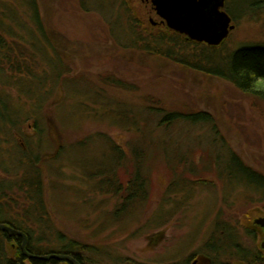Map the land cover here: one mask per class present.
<instances>
[{"label": "rangeland", "instance_id": "374dc122", "mask_svg": "<svg viewBox=\"0 0 264 264\" xmlns=\"http://www.w3.org/2000/svg\"><path fill=\"white\" fill-rule=\"evenodd\" d=\"M126 1L36 0L50 44L36 34L26 1L0 0L24 25L16 56L28 64L19 78L0 79L11 111L0 113V215L27 229L33 248L47 255L66 240L83 256H112L117 264L211 255L207 246L214 241L253 248L245 229L264 212V193L230 177L223 157L231 149L264 175V100L214 71L234 51L264 45V0H226L236 28L214 50L152 36ZM31 36L40 39V52ZM9 58L4 74L18 60ZM28 82L40 83L35 99L13 86ZM155 107L185 116L207 112L213 122L178 120L167 127ZM159 138L170 144L157 145ZM142 139L136 149L148 156V195L124 208L110 171L117 182L125 177L124 166L138 164L131 150ZM7 251L17 256L10 245Z\"/></svg>", "mask_w": 264, "mask_h": 264}, {"label": "trees", "instance_id": "16d2710c", "mask_svg": "<svg viewBox=\"0 0 264 264\" xmlns=\"http://www.w3.org/2000/svg\"><path fill=\"white\" fill-rule=\"evenodd\" d=\"M26 1L27 4L30 7V10L32 12V20L35 23L36 30L39 37L45 40L46 42H50L49 36L47 34V31L45 30V27L40 20L39 15V8L37 6L36 0H22ZM3 4L0 3V79L2 76L6 77V83H9L11 79L19 78V74H23L25 71L22 69V65H28L25 63V61L20 60L19 57H17V49H20V40L24 39L21 35L18 36V31L23 30V24L19 21H17V17H19V14L17 13V10H8L10 14L6 13L3 6ZM9 16V17H8ZM6 19H10V22H8ZM35 33H30V35L34 36ZM7 35V36H6ZM12 38L14 40L15 45L9 44V39ZM34 37H30V41H32V46L36 48L40 52V45H39V38L38 42ZM15 41H18L16 43ZM215 48H212L211 50H214ZM218 49V48H217ZM38 52V53H39ZM211 52V51H210ZM35 56H39V54L34 52ZM9 57H15L18 58V60H12L11 63L16 65H13L11 68V71L13 73H7L4 74L6 71V66L8 62H10ZM8 59V60H7ZM197 65V64H196ZM197 68V67H196ZM216 70V69H215ZM27 72H29L27 70ZM218 73L219 75L225 77L227 80H229L234 86H236L237 89L244 93H250L262 100H264V45H248L244 46L236 51H234L228 61L223 65V67L220 70L214 71ZM31 72H29L30 74ZM25 74V73H24ZM18 76V77H17ZM34 78L35 76L33 74H30V79ZM12 84V83H11ZM118 84V83H115ZM15 87L17 89H21L22 94L29 96L28 99H35L36 95H38L41 91L40 83H14ZM44 87V85H43ZM32 95V96H31ZM4 97L3 93L0 91V113L1 116L8 117V113H11L9 109L8 103H10L7 99ZM156 113H161L163 116L159 120V124L163 125L166 124L167 127L170 126L171 123H174L178 120H183L191 123H211L213 122V118L207 113V112H198L196 114H192L191 116H185L184 114H181L178 111H170L166 110L161 107H155ZM2 118V117H1ZM148 131V130H147ZM145 135V132H143ZM146 140V138H145ZM144 139H142L138 143L136 142L135 149L132 148V156L133 159L138 162V164L134 165H125L124 170L125 171V177L122 175L120 177L119 182H117L115 179L118 177V174L116 171H110V181L113 182L116 185H119L122 187V193L125 195L123 196V204L124 208H130L136 205L138 202H144L146 200V196L148 195V188L145 186L146 184V178L145 175H143V172H146L148 169L145 164H143L148 156H144V151L140 149H136L137 144L143 143ZM222 142L224 143V140L222 139ZM148 143H151L148 141ZM170 144L167 142V139L164 140V138H159L156 141V144ZM133 144V143H132ZM118 148V147H117ZM222 149H225V145L222 144ZM225 152V150H224ZM223 160L224 162L228 163V169H230L229 176L230 177H239V179H243L246 181L247 184L252 185V187L257 186L260 188V190L264 193V175L259 173L255 168L246 165L243 162V159L234 151L231 149L226 150L224 153ZM232 167H235L236 174L232 169ZM111 168V167H110ZM109 168V169H110ZM115 168V167H114ZM232 170V171H231ZM124 177V178H123ZM119 178V177H118ZM113 180V181H112ZM26 180H24L22 184L25 183ZM243 182V181H242ZM120 183V184H119ZM35 184H38L39 187L37 189V195L33 198L36 202V204H40L39 201L42 199L41 193H40V184L41 180L40 177L37 176L35 179ZM27 185H31L30 182L27 183ZM25 186V185H24ZM182 186H184L182 184ZM137 200V201H136ZM40 208V207H39ZM41 211H44V206H41ZM13 225L16 227L22 229L25 231L30 237L31 234L27 229L22 227L21 225H16L14 221H11ZM60 240H64L63 237H59ZM65 244H62V247L60 251L72 254L75 256H81L82 254L77 251L76 246L74 245V241H63ZM78 247H81L82 250H86V247L84 245H79ZM31 251L38 254H46L47 252H40L37 249H34L32 246V243L30 244ZM1 251L2 248L0 247ZM86 251H90L88 248ZM91 251H95V249H91ZM23 256V253L19 250L17 252V258H21ZM83 256V255H82ZM5 262V260H3ZM54 262V260L52 261ZM12 264H14V261H12ZM35 264H45L44 261L37 260L35 261ZM53 264V263H52Z\"/></svg>", "mask_w": 264, "mask_h": 264}, {"label": "flooded vegetation", "instance_id": "af4514ba", "mask_svg": "<svg viewBox=\"0 0 264 264\" xmlns=\"http://www.w3.org/2000/svg\"><path fill=\"white\" fill-rule=\"evenodd\" d=\"M125 4L127 6V9L132 13V16L136 19L139 18V20L144 23L147 30L149 31L147 33L154 34L152 36L156 38L167 39L176 37L178 39H181L183 42L212 49L205 42L192 40L186 33H181L174 29L170 25L169 20H167L160 14L156 4V0H127ZM213 6L214 3L210 5L209 9L211 10ZM171 13L173 14V10L171 11ZM232 23H234V20H232ZM263 219L264 212H258L257 214H255V216L253 215L252 219H249V225H247L248 227L245 229L246 233L250 237H254L253 242L255 245L253 246V248L244 246L243 243L238 240L226 241L224 242L225 245L223 247L221 245H218L216 241H214L210 242V244L207 246V248L211 250V255L197 252L187 256L184 260L179 259L177 261L173 260V257L172 259L169 258V256L168 258H165L166 260L164 264H264V227L258 222ZM0 224H4L15 230L22 231L28 237V243L25 248L28 254H26L22 250L23 237L0 229V247L2 248V251L0 249V264H12V261H14V264H35V261L40 260L35 257L29 256V254L37 256L43 254H38L31 251V237L25 231L16 227L9 219H6L1 215ZM7 245L15 248L16 253L20 250L23 253V256L21 258H17V256L15 258H12L8 254ZM85 247L87 248L86 245ZM221 249L224 250L221 251ZM220 251L224 254L228 253L230 254V256L222 255ZM55 254H61L64 255V257L51 258L47 261H41H44L45 264H102V262L103 264H105L109 262L108 260L113 259V263L117 264L115 262L116 260L112 256L102 259L100 257L95 258L93 257V255L75 256L62 251L55 252ZM3 260H5V262H3ZM53 260L54 262H52ZM144 260L145 259H143V262L141 263H148V261ZM126 264H132L129 258L126 260Z\"/></svg>", "mask_w": 264, "mask_h": 264}, {"label": "water", "instance_id": "95a60500", "mask_svg": "<svg viewBox=\"0 0 264 264\" xmlns=\"http://www.w3.org/2000/svg\"><path fill=\"white\" fill-rule=\"evenodd\" d=\"M226 0H156L160 14L169 20L170 25L181 33H186L192 40L205 42L211 47L221 46L236 26L231 24V16L224 10ZM214 6L210 10V5ZM173 10V14L171 11ZM264 227V219L258 221ZM0 229L23 237L22 250L26 251L27 235L7 225L0 224ZM40 260L61 258V254L32 255Z\"/></svg>", "mask_w": 264, "mask_h": 264}]
</instances>
